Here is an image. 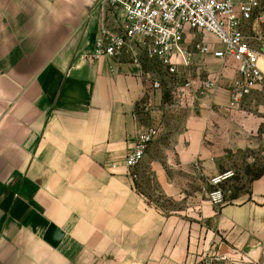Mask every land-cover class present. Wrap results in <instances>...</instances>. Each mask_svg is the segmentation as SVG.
Here are the masks:
<instances>
[{
	"label": "crops",
	"instance_id": "crops-1",
	"mask_svg": "<svg viewBox=\"0 0 264 264\" xmlns=\"http://www.w3.org/2000/svg\"><path fill=\"white\" fill-rule=\"evenodd\" d=\"M96 1L0 0V264H205L216 255L264 264V174L239 203L167 214L146 198L147 183L132 188L123 166L137 133L156 127L143 165L163 194L177 195L169 159L214 161L218 133L233 146L255 134L264 89L235 108L221 91L214 102L227 109L212 119H226V131L203 106L201 115L179 109L172 122L170 76L157 62L142 52L137 63L81 58L96 37ZM260 32L253 25L250 34Z\"/></svg>",
	"mask_w": 264,
	"mask_h": 264
},
{
	"label": "built area",
	"instance_id": "built-area-1",
	"mask_svg": "<svg viewBox=\"0 0 264 264\" xmlns=\"http://www.w3.org/2000/svg\"><path fill=\"white\" fill-rule=\"evenodd\" d=\"M94 10L99 23L92 49L81 54L85 61L109 62L126 55L137 63L142 52L173 77L189 67L195 57L211 55L221 63L235 65L237 77L229 88L230 108L242 103L263 81L259 61L264 57V46L257 48L244 33L249 24L264 26L263 0H98ZM194 31L214 36L220 48L211 51L208 44L195 42L188 51L185 35ZM215 84L208 79L202 89L211 90ZM152 89H161L160 82L154 81ZM158 134L156 127L137 133L124 159L133 189L142 175H149L143 169V160ZM213 195V202L219 204V193ZM226 259L216 255L205 264Z\"/></svg>",
	"mask_w": 264,
	"mask_h": 264
},
{
	"label": "rangeland",
	"instance_id": "rangeland-1",
	"mask_svg": "<svg viewBox=\"0 0 264 264\" xmlns=\"http://www.w3.org/2000/svg\"><path fill=\"white\" fill-rule=\"evenodd\" d=\"M253 25L249 24L247 26L250 29L249 40L251 39V42L257 48H260L262 45L264 46V26H258L262 37L259 38L250 34ZM185 36L184 46L188 51L192 49L195 42L208 44L211 51L220 48L216 38L208 33L194 31L188 32ZM261 60H264V57ZM229 70H234L231 62L221 63L213 59L211 55H205L195 57L189 67L180 70L178 76H170L169 84L166 83L163 87V99L173 110L170 120L174 121L179 109L191 110L193 113L201 115L200 108L203 106V113L209 124L216 125L217 130L220 129L219 131L222 129L228 130L226 119L220 120L217 117V120H214L212 118L215 113L221 115L223 110L227 109L223 101L221 103H215L214 101L215 98L224 95L221 92L222 90L225 89L229 92L230 87L228 89L224 87L226 79L224 75ZM208 79L215 81L216 86L206 91L202 89V83H205ZM175 81H181L180 85L175 84ZM257 87L263 91L264 78ZM201 98H204V100L202 101ZM217 135L218 144L221 147L218 159H214V161L211 159H194L187 165L179 163L177 159H169L172 163L167 165L165 163L167 168L171 167L167 175L177 187V195H165L159 190L154 176L144 166L145 161L150 160L146 159L147 154L143 161V169L149 175H142L141 180L135 185L136 189L139 190L140 184L147 183L149 193L146 192V198L167 214L183 210L185 207H187L190 214L191 209L195 210L202 203L213 202V198H216L213 195L214 193H219L218 199L220 202L217 204L218 206L239 203L245 200L249 195L253 181L264 174V123L255 134L245 136L239 143H235V146L227 144V134L218 133ZM125 176L130 181L126 169ZM219 177L222 179L215 184L214 180Z\"/></svg>",
	"mask_w": 264,
	"mask_h": 264
},
{
	"label": "bare ground",
	"instance_id": "bare-ground-1",
	"mask_svg": "<svg viewBox=\"0 0 264 264\" xmlns=\"http://www.w3.org/2000/svg\"><path fill=\"white\" fill-rule=\"evenodd\" d=\"M261 60V59H260ZM262 61H264V60H262ZM264 73V72H263Z\"/></svg>",
	"mask_w": 264,
	"mask_h": 264
}]
</instances>
